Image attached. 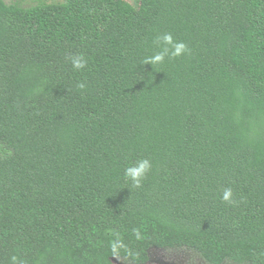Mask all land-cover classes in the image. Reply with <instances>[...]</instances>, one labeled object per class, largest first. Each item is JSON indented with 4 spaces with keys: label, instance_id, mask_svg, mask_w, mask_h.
Segmentation results:
<instances>
[{
    "label": "trees",
    "instance_id": "trees-1",
    "mask_svg": "<svg viewBox=\"0 0 264 264\" xmlns=\"http://www.w3.org/2000/svg\"><path fill=\"white\" fill-rule=\"evenodd\" d=\"M164 33L191 54L142 65ZM117 235L264 264V0H0V264H115Z\"/></svg>",
    "mask_w": 264,
    "mask_h": 264
},
{
    "label": "clouds",
    "instance_id": "clouds-1",
    "mask_svg": "<svg viewBox=\"0 0 264 264\" xmlns=\"http://www.w3.org/2000/svg\"><path fill=\"white\" fill-rule=\"evenodd\" d=\"M160 50L155 52L152 56L147 57L142 61V65H161L167 59H176L185 54H191V49L189 46L183 41H177L173 37L171 33H164L158 35L153 42ZM71 64L74 70L81 71L85 69L88 65V60L83 54H75L66 57ZM77 89L85 90L87 88V84L84 82H78L76 85ZM152 169V163L150 159L144 158L137 160L134 164L127 167L124 172V176L127 180L131 181V189L140 188L143 186V181L148 178L149 173ZM222 202L227 203L232 206H237L240 201L235 199V194L233 189L230 187L224 188L222 193ZM133 235L137 240H142L144 237L141 234V230L139 228H134ZM110 251L112 256L120 258L121 257V249L124 250L128 258H132L131 250L128 245L124 243L123 239L116 236L110 242ZM10 264H23V262L19 259L18 256H11Z\"/></svg>",
    "mask_w": 264,
    "mask_h": 264
},
{
    "label": "rangeland",
    "instance_id": "rangeland-1",
    "mask_svg": "<svg viewBox=\"0 0 264 264\" xmlns=\"http://www.w3.org/2000/svg\"><path fill=\"white\" fill-rule=\"evenodd\" d=\"M8 5H19L22 7H31L40 3H49V2H61L63 0H4ZM149 263L156 264H209L205 261L198 252L186 248H158L150 247L149 249ZM112 261L115 264H136L125 257H113ZM146 264V263H140ZM222 264H238L231 260H225ZM248 264V263H242Z\"/></svg>",
    "mask_w": 264,
    "mask_h": 264
}]
</instances>
